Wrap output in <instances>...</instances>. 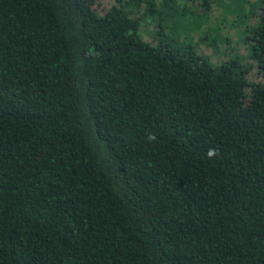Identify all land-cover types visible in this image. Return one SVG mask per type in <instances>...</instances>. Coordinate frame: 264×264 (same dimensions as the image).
Here are the masks:
<instances>
[{"label":"trees","instance_id":"obj_1","mask_svg":"<svg viewBox=\"0 0 264 264\" xmlns=\"http://www.w3.org/2000/svg\"><path fill=\"white\" fill-rule=\"evenodd\" d=\"M93 2L0 0V264H264V0L218 65L196 0Z\"/></svg>","mask_w":264,"mask_h":264},{"label":"rangeland","instance_id":"obj_2","mask_svg":"<svg viewBox=\"0 0 264 264\" xmlns=\"http://www.w3.org/2000/svg\"><path fill=\"white\" fill-rule=\"evenodd\" d=\"M115 0H94L93 8L97 14H103V12L114 3ZM199 0L190 6V8L184 11L186 16L191 19L192 26L189 34L193 45V50L200 55H204L213 65H218L230 56L235 55L238 60L243 64H250L252 60L249 57L248 40L244 37V34L249 28L256 23L257 15L261 9L264 8V4L261 7H254L251 10V6L255 0H242V10L238 15L232 12H226L223 10V3H231L232 0H220V4L217 0H209L208 6L202 7ZM240 6V5H239ZM233 8H238L237 3ZM141 12V9L139 7ZM202 15H205L204 21ZM155 22H143L140 28V33L143 39L149 43H155L153 36V27ZM206 34V35H205ZM207 37L213 40V48L209 45L208 40H203L202 37ZM245 77L248 81H261L262 78L256 74L254 66L245 72ZM249 91V88L245 90Z\"/></svg>","mask_w":264,"mask_h":264},{"label":"clouds","instance_id":"obj_3","mask_svg":"<svg viewBox=\"0 0 264 264\" xmlns=\"http://www.w3.org/2000/svg\"><path fill=\"white\" fill-rule=\"evenodd\" d=\"M146 139H147V142L152 143V142L156 141L157 138H156L155 134L150 133V134H148ZM218 155H219V152L217 149H209V151L207 152V156L209 159H213Z\"/></svg>","mask_w":264,"mask_h":264}]
</instances>
